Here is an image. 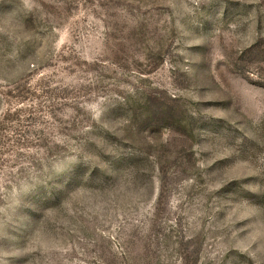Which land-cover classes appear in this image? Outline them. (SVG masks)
Masks as SVG:
<instances>
[{
    "label": "rangeland",
    "instance_id": "rangeland-1",
    "mask_svg": "<svg viewBox=\"0 0 264 264\" xmlns=\"http://www.w3.org/2000/svg\"><path fill=\"white\" fill-rule=\"evenodd\" d=\"M0 264H264V0H0Z\"/></svg>",
    "mask_w": 264,
    "mask_h": 264
}]
</instances>
